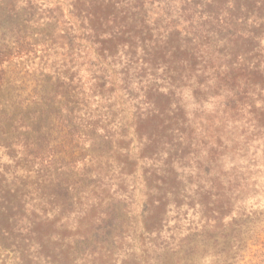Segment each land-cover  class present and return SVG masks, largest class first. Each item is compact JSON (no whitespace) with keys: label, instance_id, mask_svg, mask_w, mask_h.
Masks as SVG:
<instances>
[{"label":"rangeland","instance_id":"374dc122","mask_svg":"<svg viewBox=\"0 0 264 264\" xmlns=\"http://www.w3.org/2000/svg\"><path fill=\"white\" fill-rule=\"evenodd\" d=\"M55 1L63 5L61 10L52 5ZM40 2L45 4L43 17L54 13L59 19L52 30L63 29L59 35H68L67 41L78 47L72 36L79 25L68 21L69 0ZM137 3L148 10V25L159 40L192 16L182 11L183 0ZM85 10L88 7L82 14ZM241 13H247L245 23L194 28L200 37L199 67L178 75L161 68L170 65L168 57L156 54L146 41L138 44L135 57L129 56L132 64L122 58L118 71L129 70L128 78L117 90L126 116L118 108L113 123L131 125L137 95L167 86L180 93L169 102L181 105L177 115L183 123L158 129L160 137L152 141L141 137L152 127L137 126L140 130L131 133L137 162L122 174L114 168L94 174L88 187L97 190L87 194L88 201H69L74 202L73 213L60 208L62 199L45 197L49 181L43 172L27 174L22 165L10 163L5 147L12 142L7 134L12 126L0 124V197L10 200V187L18 190L28 205L45 210L56 222L48 224L41 214L31 219L32 208L9 221L5 209L0 214V264H264V8L251 5ZM11 20L0 8L3 112L29 104L34 89L43 90L44 80L29 66L39 61L41 49L29 58L18 55L23 48L17 33L33 31L36 25H14L16 20L11 25ZM47 54L51 58L44 69L49 71L55 57ZM88 79L83 73L85 85ZM150 95L162 105L155 92ZM33 221L39 227L35 233Z\"/></svg>","mask_w":264,"mask_h":264},{"label":"trees","instance_id":"16d2710c","mask_svg":"<svg viewBox=\"0 0 264 264\" xmlns=\"http://www.w3.org/2000/svg\"><path fill=\"white\" fill-rule=\"evenodd\" d=\"M40 1L8 0L5 3V0H0V8L5 9L12 19L11 25L14 20L17 21L14 25H36L33 31L27 29L17 33L16 40L23 48L18 55L29 58L36 56V50L41 49L43 58L41 56L39 61L28 63L33 74L44 79L43 90L34 89L29 104L24 106L21 103V108L13 106V111H0V124L12 126L11 132L7 133L11 135L12 142L5 147L10 163L22 165L27 174L43 172L49 181L45 197L49 200L62 199L60 208L68 213L74 212V202L69 201L82 198L88 201L87 194L97 190L98 187H88L96 176L94 174L108 168L122 174L131 162H137L132 156L135 146L131 147V133L140 130L137 126L152 127L148 133L141 135L142 139L152 141L160 137L157 135L158 129L183 123L182 116L177 115L182 112L178 108L181 105L177 103L174 106L169 102L180 93L169 86L164 91L147 90L145 94L137 95L129 114L134 117L131 125L113 123L112 115L118 108L126 116V112L119 107L120 91L117 88L122 89L121 84L127 80L129 70L122 71V76L118 65L121 66L124 61L128 65L133 63L134 59L129 56H136L138 44L146 41L156 54L160 51V55L168 57L170 65L164 64L161 68L172 69L178 75L182 69L199 67L200 37L194 28L245 23L247 13H241L244 8L248 9L251 5L259 10L264 8V0H183L185 6L182 11H190L192 16L186 19L183 27H173L165 38L159 40V37L152 35L153 28L148 25V10L145 11L143 3H137V0H69L68 8L71 7V11L68 21L72 25H79L78 34L72 36V41L78 47H73V42L67 41L68 35H59L63 29L52 30L59 19L54 13L43 17L41 8L45 4ZM52 5L60 10L63 6L58 1ZM83 7L89 9L84 14ZM64 15L61 12L60 17L64 18ZM47 25L51 27L50 34ZM41 27L43 30H40ZM48 52L54 53L55 66L46 71L44 68L51 58ZM76 53L78 59L83 58V65L75 58ZM86 65L88 68H85ZM226 70L230 71L231 67H226ZM3 71L0 64V76ZM83 73L89 77V85L82 82ZM150 92L160 97L162 105L158 101L159 106L156 105ZM151 130H154V134ZM7 193L10 200L3 194L0 197V214L8 210L9 221L14 222L29 213L30 208L32 211L28 216L31 219L32 215L46 216L45 210L38 211L34 205H28L27 198H23L18 190L10 187ZM46 218L48 224L56 223L51 221L52 216ZM33 225L35 228L32 232L35 233L39 227L34 221Z\"/></svg>","mask_w":264,"mask_h":264}]
</instances>
